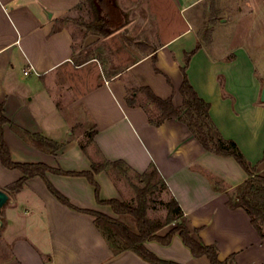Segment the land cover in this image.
I'll use <instances>...</instances> for the list:
<instances>
[{
    "label": "crops",
    "instance_id": "crops-1",
    "mask_svg": "<svg viewBox=\"0 0 264 264\" xmlns=\"http://www.w3.org/2000/svg\"><path fill=\"white\" fill-rule=\"evenodd\" d=\"M81 1L0 0V105L9 120L4 137L13 160L42 162L66 171L123 160L132 172L143 173L154 164L168 186L162 202L178 200L195 238L215 244L221 260L235 254L237 264H264V239L250 216L242 207L228 206L229 195L248 178L242 166L233 157L206 150L178 119L153 125L150 114L157 116L159 111L145 94L138 95L135 106L127 102L132 89L148 86L161 98L172 97L176 106L183 104L182 67L186 52L200 41L196 22L204 0H179L182 12L195 8L196 12L183 17L184 29L163 40L150 10L143 4L132 9L139 13L126 28L144 29L148 41H136L149 50L127 52L132 61L109 74H104L95 57L75 61L74 31L66 21ZM217 18L212 42L191 57L188 78L211 104L210 116L220 133L234 139L264 176V104L259 103L264 0H238ZM154 56L162 73L155 71ZM13 123L62 147L55 153L37 148L14 131ZM22 175L0 160V188L9 194L1 213L0 264H152L132 250L115 254L95 217L61 203L41 177L28 179L19 192L8 190ZM48 177L74 205L126 223L130 219L99 204L86 177L51 172ZM96 180L102 199L129 202L133 197L126 198L128 192L110 168L96 174ZM132 222L133 227L128 224L135 229ZM183 244L176 235L168 246L156 241L146 246L161 258L181 264H211L205 256L194 257Z\"/></svg>",
    "mask_w": 264,
    "mask_h": 264
},
{
    "label": "trees",
    "instance_id": "trees-1",
    "mask_svg": "<svg viewBox=\"0 0 264 264\" xmlns=\"http://www.w3.org/2000/svg\"><path fill=\"white\" fill-rule=\"evenodd\" d=\"M91 1L98 14L96 20L92 23V28L96 33L108 36L124 26L126 21L125 14L116 0ZM218 15L219 11H215L214 9L211 21L212 27H209L205 31L204 39L200 38L196 47L191 52H186L185 54V65L182 67L184 80L179 89L184 97V102L181 106H176L172 97L164 99L157 96L148 86L132 89L127 96V102L130 106H135L138 95L140 93L145 94L148 102L154 104L159 111L157 116L150 114V122L153 125H160L164 121L173 118L178 119L189 127L193 135L206 150L219 155L233 157L247 172L248 178L236 186L234 192L229 195L228 206L230 208H244L261 238L264 239V176L257 173V165L252 164L246 158L234 139L225 138L220 133L210 116L211 104L200 97L187 74L191 57L204 44L208 45L212 42L213 25L216 24ZM153 59L155 71L162 73L157 66V56H154ZM8 122L9 120L4 115L3 105H0V160L5 167L17 169L23 174L21 178L7 187L11 192L21 191L28 179L36 176L41 177L45 181L49 191L61 203L75 211L91 214L95 217L96 226L102 232L115 254H119L125 250H132L152 264H181L173 260L161 258L146 246V243L149 241H156L164 246H168L172 243L173 238L178 235L196 258L205 256L211 264H237L235 254L221 260L219 258L218 247L215 244H206L203 240L193 236L188 227L185 213L176 198L173 197L170 201L163 202L168 210L164 221L150 218L149 194L168 187L154 164L143 173L133 170L140 182L144 183L143 186L133 185L136 192L135 201L127 202L117 198L102 199L100 195L101 185L96 180V174L109 169L111 166H124L132 171V168L125 161L104 160L103 162H94L90 170L84 171H66L62 168L50 167L42 162H17L13 160L10 148L4 137V125ZM11 126L26 141L44 151L55 153L62 147V144L45 136L32 134L14 123ZM93 136L94 132L90 133V140H93ZM50 172L60 175L86 177L95 187L97 202L110 206L113 212L119 216L132 217L136 224L135 229L119 218L110 216L104 212L80 208L74 205L51 182L48 177V173ZM170 225H173V227L166 234H159L160 230Z\"/></svg>",
    "mask_w": 264,
    "mask_h": 264
},
{
    "label": "rangeland",
    "instance_id": "rangeland-1",
    "mask_svg": "<svg viewBox=\"0 0 264 264\" xmlns=\"http://www.w3.org/2000/svg\"><path fill=\"white\" fill-rule=\"evenodd\" d=\"M178 1L179 0H116L120 8H123L122 11L127 21H130L135 15H138V11H132V9L136 8L138 5L140 6L143 4V8L150 10L153 16L154 27L156 31H158L161 40L179 33L180 30L185 28L186 21L184 18H187V14L190 16L196 12V8L190 10V12H182L180 10L181 2ZM222 1L223 0H204L202 2V10L196 22L197 31L202 40L204 39L205 31L208 30L209 27H212L213 10L219 11L220 14L224 10V7H232V5L234 7V5L238 3V0ZM200 7L201 6H199L197 10H199ZM97 16L98 14L95 11L92 1L82 0L80 6L68 16L66 24L70 25L74 31L75 61L83 62L87 58L95 57L101 64L104 74H109L113 71L123 69L132 61L130 57L126 58L127 52H132L134 50L138 51L144 48V44L137 42L136 39L148 41V37H144V29L130 30V28H126L129 21L125 24L126 26L124 25L108 36L100 35L92 28V23L96 20ZM214 26L215 25H213V29ZM260 31H263V27L260 28ZM247 33L248 35L252 34L249 31H247ZM134 40L136 42H134ZM155 46V44H152V47ZM148 48L147 46L144 49L149 50ZM263 78L264 72L260 75L261 83L263 82ZM146 101L148 100L146 99ZM259 103L264 104L261 100H259ZM150 106L153 108L154 105L152 104ZM84 141H86V139H84ZM109 168L115 179L122 185L123 189L128 192L126 198H128L129 195L133 196L131 199H128V201H135L136 192L133 185L143 186L144 183H141L139 178L124 166H111ZM163 192V190H157L149 194L151 209L149 216L153 220L164 221L167 216L165 212L166 207L162 202V199L165 198ZM129 218V220H125L133 227L132 221L134 220L132 217Z\"/></svg>",
    "mask_w": 264,
    "mask_h": 264
},
{
    "label": "water",
    "instance_id": "water-1",
    "mask_svg": "<svg viewBox=\"0 0 264 264\" xmlns=\"http://www.w3.org/2000/svg\"><path fill=\"white\" fill-rule=\"evenodd\" d=\"M260 100L264 103V78H263V82H262ZM8 200H9V194L0 188V225H2V223H3L2 218H1L2 209L5 206V204L8 202Z\"/></svg>",
    "mask_w": 264,
    "mask_h": 264
}]
</instances>
